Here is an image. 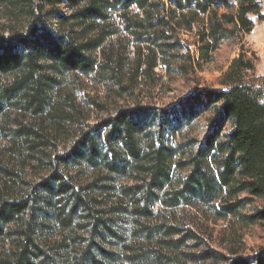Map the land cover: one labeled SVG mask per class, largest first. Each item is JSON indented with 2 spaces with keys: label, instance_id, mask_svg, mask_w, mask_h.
Listing matches in <instances>:
<instances>
[{
  "label": "trees",
  "instance_id": "trees-1",
  "mask_svg": "<svg viewBox=\"0 0 264 264\" xmlns=\"http://www.w3.org/2000/svg\"><path fill=\"white\" fill-rule=\"evenodd\" d=\"M262 1L0 0V264H264Z\"/></svg>",
  "mask_w": 264,
  "mask_h": 264
},
{
  "label": "rangeland",
  "instance_id": "rangeland-1",
  "mask_svg": "<svg viewBox=\"0 0 264 264\" xmlns=\"http://www.w3.org/2000/svg\"><path fill=\"white\" fill-rule=\"evenodd\" d=\"M188 40H190L189 37H187ZM252 44L248 40L247 36L242 37L240 41L237 42H227L223 44L218 52L216 53L213 62L205 65L203 67V72L199 73V79H200V86L199 89L203 87H217L216 82L218 78L221 75V72L226 69L230 61L237 58L238 55L241 52H247L248 55L250 53H254L257 57L259 53H262L264 55V45H261L259 49L251 50ZM194 48L193 46L191 47ZM259 58V57H258ZM260 64V59L258 66ZM258 66H257V73H258ZM259 75V74H258ZM195 83H186L183 80H177L172 85L168 86H162L161 88H157L153 90V92L150 94L151 99L153 103L159 107H169L172 104L178 102L183 97L187 96L188 93L192 88H194ZM83 88L85 89V92H88L92 95H96L99 98H102L104 95V91L101 87H98L96 85L87 83H84ZM83 95V93H78V98H80ZM98 119H101L105 117V115H97ZM205 130V118H202L200 120V127L197 132V135L199 137L202 136L203 132ZM264 243V232H260L259 230H252L251 233H249L246 236V244L248 247L247 255L250 256L251 250L257 246Z\"/></svg>",
  "mask_w": 264,
  "mask_h": 264
},
{
  "label": "crops",
  "instance_id": "crops-1",
  "mask_svg": "<svg viewBox=\"0 0 264 264\" xmlns=\"http://www.w3.org/2000/svg\"><path fill=\"white\" fill-rule=\"evenodd\" d=\"M262 15L264 16V0L262 1ZM251 19H254L251 17ZM248 40L252 44L251 50L259 49L261 45H264V29L263 22L256 23L252 32L247 36ZM260 64L258 66V74L264 77V55L259 53Z\"/></svg>",
  "mask_w": 264,
  "mask_h": 264
},
{
  "label": "built area",
  "instance_id": "built-area-1",
  "mask_svg": "<svg viewBox=\"0 0 264 264\" xmlns=\"http://www.w3.org/2000/svg\"><path fill=\"white\" fill-rule=\"evenodd\" d=\"M263 29H264V22H263Z\"/></svg>",
  "mask_w": 264,
  "mask_h": 264
}]
</instances>
